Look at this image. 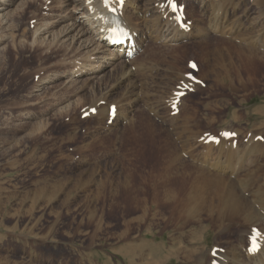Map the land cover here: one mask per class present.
Segmentation results:
<instances>
[{
    "label": "rangeland",
    "instance_id": "rangeland-1",
    "mask_svg": "<svg viewBox=\"0 0 264 264\" xmlns=\"http://www.w3.org/2000/svg\"><path fill=\"white\" fill-rule=\"evenodd\" d=\"M178 1L187 12L193 10L191 22L211 25V17L202 12L198 1ZM254 1L239 4L229 24L239 17L243 31H253L248 26L260 11L259 0ZM74 7L68 0H31L17 10L7 27L0 24V264H197L176 254L173 238L179 239L181 231L177 221L161 217L152 221L150 208L139 209L121 197L118 188L125 182L123 169H127L123 156L132 137L126 129L130 123L138 128L143 123L145 126L150 118L161 130L165 128L173 134L185 131L186 125L185 128L191 126L192 134L197 132L202 138L235 131L244 146L254 138L264 143V24L262 47L257 51L262 62L248 65L247 69L243 59L250 62L260 58L254 52L255 46L239 52L238 40L210 34L203 49L192 44L193 40L180 42L174 48L162 40L154 41L153 56L142 51L135 57L138 64L145 63L147 71L140 93L143 100L127 111L126 119L119 121L116 111L113 118L108 114L100 121L93 106L100 98L103 80L81 77L66 82L69 78L65 73L69 74L73 61L84 55L80 45L62 43L61 25L52 26L50 33L34 34L37 27L52 23L55 15L67 16ZM247 7L249 10L243 14ZM262 7L264 10L263 3ZM233 27L240 28L229 25ZM148 42L152 43L150 39ZM231 66L241 69L242 76L238 72L236 75L242 82L234 75L228 80L232 85L223 82ZM112 73L104 72L105 84L117 81L115 77L111 79ZM139 79L144 77L134 78L133 82L142 84ZM116 90L109 101H123L126 97V86ZM175 91L187 93L180 101V110L188 108L192 119L189 123L180 110L179 116H174L170 106L165 105ZM157 101L165 106L153 114L150 103L155 106ZM142 146L148 153L149 143ZM263 157L259 162L264 161ZM144 213L146 217L141 220ZM234 223L227 231L211 229L206 248L191 237L184 239L181 247L188 251L204 248L201 254L205 264H232V249H243L245 254L250 245L248 237L241 245V234L237 232L240 228ZM155 244L166 247L152 256Z\"/></svg>",
    "mask_w": 264,
    "mask_h": 264
},
{
    "label": "bare ground",
    "instance_id": "bare-ground-1",
    "mask_svg": "<svg viewBox=\"0 0 264 264\" xmlns=\"http://www.w3.org/2000/svg\"><path fill=\"white\" fill-rule=\"evenodd\" d=\"M29 1L31 0H0V24L7 27L17 10L23 9ZM68 1L75 4V7L69 10L70 13L67 16L55 15V20L52 23H43L39 28L37 27L34 34L39 36L50 33L52 26L61 25L62 43L71 41L70 43L80 45L84 55L73 61L69 74L65 73V76L69 78L66 82H75L81 77H86L91 81L103 80L100 82L102 86L101 89L99 88L100 98L93 106L96 117L100 121L108 116L109 110L114 104L118 109V114H116L119 117L118 120L128 118L127 111L133 110L142 99L140 98V93L143 90L141 86L147 76L145 63L138 64L134 56L132 58L125 56L126 49L111 47L108 44L109 40L106 35L114 27L124 28L129 34L134 35L137 43L136 53L143 51L147 56L154 54V41L162 40L163 44L174 48V45L180 42L193 40L192 44H198L199 48L203 49L209 41L210 34H215L219 38L238 40L240 42L238 45L241 46L239 52H243V48L255 46L253 49L256 51L254 52L260 59L250 62L243 59L245 69L248 65L254 66L255 62H262L260 52L257 51L262 47L264 10L261 8H263L264 0L257 1V5H260L259 15L252 18L248 29L252 30L253 28V31L248 34L243 31V22L239 17L230 24L228 22L231 16L237 14L236 9L239 4H249L246 0H195L201 4L202 12L208 14L212 22L211 25L208 23L209 27H206L201 21L193 20L190 30H181L177 27L173 15L165 6L166 0H126L123 7H119L116 2H111V0L107 6L104 0ZM156 3L158 5H155ZM109 7L117 8V13L108 12ZM247 10H249L248 7L242 13H247ZM192 11L187 12L188 20L192 18ZM229 25H239L240 28H229ZM71 33L74 34L71 35ZM237 34L236 38H230ZM147 39H150L152 43H147ZM135 68L136 71H134ZM239 70L231 66L227 69L223 82L228 85L231 75L236 76V80L242 82V78L236 75L238 72V75L242 76V72ZM106 71L113 72L111 79L115 77L114 79L117 80L115 83H104L106 80L104 72ZM139 76L144 77V79H139L140 83L143 82L142 84L133 82V79ZM149 84L154 83L148 82ZM125 86L127 92L123 101H109V97L117 91L116 89ZM155 87L159 86L156 84ZM161 91L159 92L161 93ZM179 92H173L175 93L174 97H171L169 102L165 100V105L171 107ZM160 95L163 97V94ZM101 101L104 103L102 102L103 105L99 106ZM159 103L157 101L155 106L150 103V107L154 111L153 114L159 107L165 106L164 104L159 105ZM188 111L187 107L180 110L181 115L187 117V120L185 119L187 123L192 120ZM258 111L261 112L259 109ZM165 121L167 120L165 119ZM173 123L175 124V122ZM143 124H139L140 128H138L136 124L130 123L131 126L126 129L130 130L132 137L128 143V151L125 150L126 153L123 151L124 166H127V169H123L126 174L125 182L118 188L122 194L121 197L129 200L139 209L149 210L150 208L151 213L149 214L152 221L157 220L158 217L167 218L169 222L177 221L178 230L181 231L179 239L173 238L174 248H178L176 254L181 253L187 261L195 260L197 264H205V257L201 254L204 255L205 249L196 250L195 248L194 251H188L181 247L184 239L186 240L187 237L196 239L197 244H203L206 248L207 235L211 229L222 232L235 222L240 228L237 232L241 234V245L244 244L246 237L250 238L255 229L260 231L261 249L255 254L249 253L247 249L243 254V249L240 252L238 248H234L229 262L231 261L232 264H264V170L262 169L264 161L261 159L259 162V159L264 156V143L256 141L254 138L255 140H247L244 146L242 145L243 140L238 141L239 139H237V144L234 145L233 139L221 138L218 145L215 143L204 144L199 141L203 135H198L197 132L192 134L191 126L185 128V124L183 127L189 131L188 135H186V130H180L181 132L176 134H173L174 131L173 133L164 131L165 128L161 130L150 118L145 126ZM181 124L183 125V123ZM179 129L180 127L177 130ZM175 135L178 140L174 137ZM126 140L128 142V139ZM142 143L150 145L146 154L142 149ZM241 146L244 147L240 148ZM255 156L260 158L256 157L257 159H255ZM145 213L141 220L146 217ZM203 222L208 225L204 226ZM191 225L195 227L191 231H186L185 229ZM197 244L195 243V245ZM165 247L164 245H153L152 256L164 252ZM219 255L216 254L218 259L222 256Z\"/></svg>",
    "mask_w": 264,
    "mask_h": 264
},
{
    "label": "snow or ice",
    "instance_id": "snow-or-ice-1",
    "mask_svg": "<svg viewBox=\"0 0 264 264\" xmlns=\"http://www.w3.org/2000/svg\"><path fill=\"white\" fill-rule=\"evenodd\" d=\"M119 2H120V3H123V0H119ZM104 3H105V5L107 6V5L109 4V0H104ZM169 3L171 4V6H172L173 8L176 7V4H175L174 0H169ZM192 66L195 67L194 64H193ZM224 135H225V136H230V135H234V134H233V133H224Z\"/></svg>",
    "mask_w": 264,
    "mask_h": 264
}]
</instances>
